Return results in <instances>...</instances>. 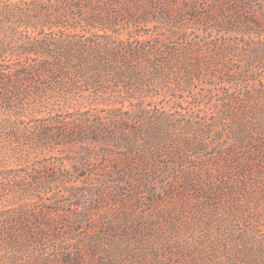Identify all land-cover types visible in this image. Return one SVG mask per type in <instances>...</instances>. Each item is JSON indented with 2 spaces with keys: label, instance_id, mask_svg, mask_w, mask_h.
<instances>
[{
  "label": "rangeland",
  "instance_id": "rangeland-1",
  "mask_svg": "<svg viewBox=\"0 0 264 264\" xmlns=\"http://www.w3.org/2000/svg\"><path fill=\"white\" fill-rule=\"evenodd\" d=\"M211 3L173 0L183 15L167 26L120 21L123 38L135 43L140 34V56L97 83L100 101L79 100L84 115L78 102L42 104L46 98L32 92L21 105L0 84V217L15 214L35 230L36 221L54 231L75 227L44 244L4 238L0 264H264V8L248 1L243 22L226 25ZM11 21L15 37L0 23V43L26 40L28 29ZM20 60L28 61L0 50V75ZM100 116L120 133L103 157L106 174L96 167L98 150L89 175L73 165L80 142L38 137L50 125L91 127ZM134 160L147 163L149 181L133 176L124 201L110 190ZM44 173L55 180L51 192L29 180ZM73 186L101 195L94 214L84 212ZM82 214L91 220L80 223ZM106 221L118 224L116 233L105 232Z\"/></svg>",
  "mask_w": 264,
  "mask_h": 264
},
{
  "label": "trees",
  "instance_id": "trees-1",
  "mask_svg": "<svg viewBox=\"0 0 264 264\" xmlns=\"http://www.w3.org/2000/svg\"><path fill=\"white\" fill-rule=\"evenodd\" d=\"M173 0H16L9 2L4 6L0 5V15L5 16V22H8L7 28L12 30L11 38L15 37L16 29L11 27L13 24L24 26L28 29L26 40L4 41L1 39L0 50L12 54L14 52L23 55L28 61L22 64L21 60L12 62V67L0 75V84L8 90V96L18 98V103H24L23 95L30 96V93L46 98L49 103L52 100L61 99L63 102H78L76 109L80 115L85 111L81 109L80 101L87 102L93 98L100 101L101 96L95 89L103 77H113V70L118 64H124L133 58H139V49L135 43L140 41V34H136L135 43L133 40L123 38L119 30L120 21H131L135 24L156 22V25L167 26L172 21H177L183 15L180 10L174 11L169 3ZM253 0H223L226 6L219 5L218 0H211L212 7L217 8L219 22L221 24H232L233 22H243L246 4ZM258 7L264 8V0H257ZM195 2V1H194ZM210 2V1H209ZM206 5V4H204ZM201 6L205 10L203 18L211 19V11H208V5ZM202 17V15H201ZM11 21V22H10ZM174 24V22L172 23ZM256 27L260 24L254 22ZM17 26V27H19ZM175 26V25H174ZM16 27V28H17ZM53 29L54 33H44V28ZM172 26H170V29ZM39 29L40 37L31 36ZM56 29V31L54 30ZM125 29V28H124ZM173 29H171L172 31ZM56 32V33H55ZM173 34V31H172ZM167 46H172L166 42ZM24 85L25 88L19 90ZM21 89V87H20ZM34 90V91H33ZM119 96V94H117ZM20 97V98H19ZM109 100V99H107ZM115 100V98H113ZM14 101V100H13ZM11 110V109H9ZM111 122L100 116L94 125L85 129L55 128L49 126L46 130L39 129L38 137L43 138L50 143L59 144L60 142H80L82 152L74 162L75 170H84L89 175H94L91 159L92 153L98 150L101 152L100 160L96 167L102 166V172L106 174V160L103 157H110L109 143L117 139L120 133L114 128H110ZM92 168V169H91ZM148 166L144 161H131L127 169L119 172L115 179L118 187L111 189L112 195L117 197L124 196L130 187L131 178L137 177L148 180ZM98 172V171H97ZM89 177L88 174H86ZM106 178L105 175L101 178ZM92 178V177H91ZM30 182L36 188H45L51 192L54 178L48 174L30 175ZM149 181V180H148ZM105 184V182H104ZM138 188H142L137 185ZM73 193L79 192L78 200L80 205L84 204V212L88 215L94 214L95 204L99 203L100 194L92 192L90 189L77 188L73 186ZM110 189V188H108ZM126 193H125V192ZM48 192V191H47ZM130 197L124 196V201ZM78 203L73 205L78 206ZM14 212V211H12ZM15 214H7L0 217V240L4 238L15 243L18 237L25 236L34 239L38 243L44 244L52 241L57 235L72 232L75 227L66 230H51L48 224L41 223L38 229L34 226L30 229V224L20 220ZM91 220L85 214L79 215V222L82 223ZM68 222V221H66ZM104 230L106 233H116L118 224L114 221H106ZM98 237H103L98 235ZM69 263V262H67Z\"/></svg>",
  "mask_w": 264,
  "mask_h": 264
}]
</instances>
